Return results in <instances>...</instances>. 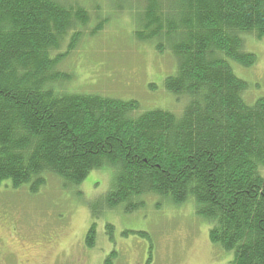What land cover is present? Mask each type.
Masks as SVG:
<instances>
[{
	"label": "trees",
	"instance_id": "trees-1",
	"mask_svg": "<svg viewBox=\"0 0 264 264\" xmlns=\"http://www.w3.org/2000/svg\"><path fill=\"white\" fill-rule=\"evenodd\" d=\"M127 1L105 14L98 0H0V186H77L112 167L108 207L193 200L230 264H264V98L248 103L232 66L257 61L246 42L264 39V0ZM121 13L136 16L139 43L175 59L164 84L180 114L74 88L66 60Z\"/></svg>",
	"mask_w": 264,
	"mask_h": 264
},
{
	"label": "rangeland",
	"instance_id": "rangeland-1",
	"mask_svg": "<svg viewBox=\"0 0 264 264\" xmlns=\"http://www.w3.org/2000/svg\"><path fill=\"white\" fill-rule=\"evenodd\" d=\"M101 4L105 14L112 12L107 0H98L97 5ZM132 4L137 1L128 0L122 6L131 10ZM112 20L100 34L82 40L87 44H80L66 60L76 67L71 68L74 88L136 100L140 112L164 109L180 114L184 99L169 93L164 84L176 70L175 59L135 39L132 13L117 14ZM246 48L257 56L256 63L232 66L248 85L244 99L254 103L264 98V39L249 35ZM114 181L113 168L105 167L77 186L49 176L37 192L27 185L13 189L4 182L0 186V251L6 255L0 264H106L113 253V264L232 262L233 253L210 241L211 225L196 214L193 200L176 205L148 196L145 205L132 212L125 205L110 208L106 199ZM92 227L96 242L91 248L86 237Z\"/></svg>",
	"mask_w": 264,
	"mask_h": 264
},
{
	"label": "flooded vegetation",
	"instance_id": "flooded-vegetation-1",
	"mask_svg": "<svg viewBox=\"0 0 264 264\" xmlns=\"http://www.w3.org/2000/svg\"><path fill=\"white\" fill-rule=\"evenodd\" d=\"M3 252V255H2ZM6 253H4V251H0V260L2 261V259L5 257Z\"/></svg>",
	"mask_w": 264,
	"mask_h": 264
}]
</instances>
